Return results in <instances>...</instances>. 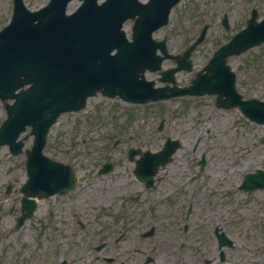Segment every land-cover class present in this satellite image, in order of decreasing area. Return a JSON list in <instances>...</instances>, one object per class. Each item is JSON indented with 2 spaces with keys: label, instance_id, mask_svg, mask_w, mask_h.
Listing matches in <instances>:
<instances>
[{
  "label": "rangeland",
  "instance_id": "1",
  "mask_svg": "<svg viewBox=\"0 0 264 264\" xmlns=\"http://www.w3.org/2000/svg\"><path fill=\"white\" fill-rule=\"evenodd\" d=\"M25 1L35 9L48 0ZM79 3L72 1L69 10ZM252 6L264 14V0H182L173 11L169 24L155 36L162 38L168 34L169 48L176 53L196 38L195 27L208 23L206 38L193 55L197 70L221 43L245 25ZM224 13L229 17V30L221 24ZM11 15L12 0H0V28ZM231 63L237 69L242 64L243 68L238 69L241 91L247 96L264 97V47L252 48L232 58ZM173 64L166 60L164 66ZM192 75L193 72H180V84H187ZM158 76V73L147 72L148 78L161 84ZM4 116L0 102V120ZM162 117L166 125L159 131L157 126ZM260 127L264 125L249 122L236 110L225 112L214 108L213 98L209 96L174 98L145 105H132L101 95L90 98L86 109L60 117L51 129L45 149L51 157L72 163L82 178L77 193L70 197V207L60 211L56 206L52 224L48 223L46 228L39 222L37 228L26 227L20 233L13 230L10 236L9 226V230L0 227V264H13L16 259L19 264H62L64 259L69 264H111L103 255L127 254V209L135 206L133 195L140 201L147 199L148 204L156 207L147 216V224H161L171 222L167 212L177 205L176 200L185 206L195 195L200 201L199 207L205 208L204 195L208 191L221 192L224 187L227 192L214 195L218 206H230L241 213H244L243 208L253 209L254 221L256 210L264 211V190L254 192L253 197L242 198L244 193L238 185L247 172L264 169V134H260L263 130ZM167 136L180 139L187 148L181 156L175 155L176 163L169 162L157 173L159 178H164L161 185L152 191L145 190L133 175L135 161L127 156V149L139 146L158 150ZM31 140L32 137L25 140L26 148L30 147ZM7 154L6 149L0 153V181L11 180L13 184H19L26 177V155L8 157ZM203 155L207 163L201 169ZM245 160L250 163L248 167L244 165ZM109 161L114 163L113 169L99 174V169ZM11 163L12 169L5 171V164ZM232 165L234 173H231ZM241 167H244L243 171H240ZM217 174L219 177L213 178ZM221 178L222 185L219 184ZM185 179L189 182L184 183ZM12 198V195L8 196L4 213L14 208ZM37 218L36 222L42 219L40 211ZM251 229L259 233L263 228ZM119 233H125L119 243L124 252L117 248L116 252H107L105 248L97 250V245L102 242H109L106 248L114 245ZM157 250L154 255H160V247ZM245 253L251 256L246 250Z\"/></svg>",
  "mask_w": 264,
  "mask_h": 264
},
{
  "label": "water",
  "instance_id": "2",
  "mask_svg": "<svg viewBox=\"0 0 264 264\" xmlns=\"http://www.w3.org/2000/svg\"><path fill=\"white\" fill-rule=\"evenodd\" d=\"M177 1L154 0L143 4L138 0H107L98 5L97 0H85L77 14L66 17L59 12L53 16L45 12L46 8L31 12L23 0H14L12 21L0 31V96L14 99L13 104H6L8 118L0 134L10 138L28 124L33 126L36 139L27 161L28 182L36 179L57 187L62 185L61 178H68L67 189L75 185L76 176L71 166L48 158L42 149L57 116L66 110H79L87 97L98 89L110 96L119 93L124 98L141 102L186 91H222L229 98H219L220 104H236L230 95L235 91V75L225 64L216 66L218 71L224 69L225 73L221 71L224 83L211 82L208 74L200 75L190 88H154L153 81L139 80L144 66L156 68L152 66L160 62L154 52L151 33L167 22L170 7ZM161 2L162 9H159ZM129 17L136 19L133 42L128 41L121 29ZM36 18L38 23H34ZM239 36L237 45L252 38L244 31ZM115 47L118 51L111 54ZM222 50L206 69L224 62ZM81 56L99 60L101 70L87 66ZM25 84L29 86L25 88ZM257 111L262 113L260 109ZM161 161L167 160L162 158ZM54 191L56 188H50L49 193Z\"/></svg>",
  "mask_w": 264,
  "mask_h": 264
},
{
  "label": "flooded vegetation",
  "instance_id": "3",
  "mask_svg": "<svg viewBox=\"0 0 264 264\" xmlns=\"http://www.w3.org/2000/svg\"><path fill=\"white\" fill-rule=\"evenodd\" d=\"M17 193V194H16ZM18 211H21L22 192L21 184L17 186ZM2 192L0 191V210H2ZM210 207L206 211L192 215V226L183 230L189 234L185 244L179 238V227L164 228L162 252L159 258L147 261L146 238L142 233L137 234L136 224L133 223L129 235V264H264V250L259 247L256 237L246 227L240 213L231 208ZM187 218L191 212L187 213ZM231 240L230 244L220 245L221 241ZM189 246V256L185 260L184 246ZM254 246V247H253ZM251 253L248 256L245 253ZM223 253V254H222ZM138 258V260H137Z\"/></svg>",
  "mask_w": 264,
  "mask_h": 264
},
{
  "label": "bare ground",
  "instance_id": "4",
  "mask_svg": "<svg viewBox=\"0 0 264 264\" xmlns=\"http://www.w3.org/2000/svg\"><path fill=\"white\" fill-rule=\"evenodd\" d=\"M184 150H186V148H184V147H181L178 151H177V155H182V151H184ZM234 162V161H233ZM173 163H176V161L174 160L173 161ZM244 163H246V164H244L245 165V167H248L249 165H250V163H247V160H245L244 161ZM244 170V167H241L240 168V171H243ZM235 172V168L233 167V165H232V167H231V173H234ZM167 173H169V172H167ZM207 173V172H206ZM205 173V174H206ZM236 173H237V171H236ZM207 175V174H206ZM116 176H120V175H117L116 174ZM219 176H218V174L217 175H215V176H213V178H218Z\"/></svg>",
  "mask_w": 264,
  "mask_h": 264
}]
</instances>
